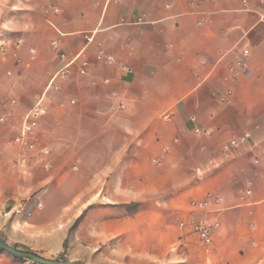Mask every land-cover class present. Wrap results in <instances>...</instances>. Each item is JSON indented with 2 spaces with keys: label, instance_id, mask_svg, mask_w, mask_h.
Wrapping results in <instances>:
<instances>
[{
  "label": "crops",
  "instance_id": "crops-1",
  "mask_svg": "<svg viewBox=\"0 0 264 264\" xmlns=\"http://www.w3.org/2000/svg\"><path fill=\"white\" fill-rule=\"evenodd\" d=\"M2 45L1 240L82 264H264V0H0ZM202 198L208 245L179 227Z\"/></svg>",
  "mask_w": 264,
  "mask_h": 264
},
{
  "label": "built area",
  "instance_id": "built-area-1",
  "mask_svg": "<svg viewBox=\"0 0 264 264\" xmlns=\"http://www.w3.org/2000/svg\"><path fill=\"white\" fill-rule=\"evenodd\" d=\"M245 2V1H244ZM53 14H57L59 12V9L53 8L52 10ZM6 45L0 46V52L2 55H6ZM18 47V46H16ZM51 47L53 49H56L58 47V41L53 40L51 42ZM30 53H33V50H29ZM242 55L245 57L248 55V49L244 48L242 50ZM103 57L104 60L108 63H111L113 61L112 56L104 54L102 51H99V57ZM61 61H65V56L61 54L59 56ZM15 62L19 63V60L17 58V55L15 56ZM69 65L70 62L64 63V65L51 76V78L48 81V84L46 88H53L54 90H59V84L58 82L64 81L65 78L68 76L69 73ZM240 66L242 68H245V62L241 61ZM125 69V68H124ZM247 70H244V73H246ZM228 93H230L228 91ZM45 93H38L35 95L34 103L33 105L27 110V112L24 114V116L21 119V123L19 126L18 134L13 139V142L15 145H17L20 149H28L32 150L37 148L38 143L36 142L34 138V134L37 128L38 118L41 116H45L47 114V108L44 106ZM221 101H225L224 99H220ZM10 105L14 106L16 104L15 100H10ZM13 113L11 110H7L4 114L0 116V124L6 123L10 118H12ZM194 134L196 135H203V136H210L211 132L208 129L202 130L199 127H195L193 130ZM249 138V133L245 132L241 136V140ZM239 139V140H240ZM238 139H230L228 142H225L222 146V149L224 151H227L233 147H236V145L239 143ZM40 154L47 155L48 149L45 147L40 148L39 150ZM256 162V161H254ZM246 194H249V191H245ZM220 197H215L214 202L216 204L221 203ZM190 211L192 212V215L190 217V220L188 222H180L179 227L180 228H189V230L198 236L200 241L204 245H208L211 242L212 235L218 228L219 224L216 220H207L205 214L210 211L209 208V200L208 198H202V199H195L192 200L189 204Z\"/></svg>",
  "mask_w": 264,
  "mask_h": 264
},
{
  "label": "water",
  "instance_id": "water-1",
  "mask_svg": "<svg viewBox=\"0 0 264 264\" xmlns=\"http://www.w3.org/2000/svg\"><path fill=\"white\" fill-rule=\"evenodd\" d=\"M0 250L10 254L11 256H13L15 258L30 260L36 264H82V263H77V262H73L70 260L42 258V257H40L34 253L15 249V248L9 246L8 244H6L1 239H0Z\"/></svg>",
  "mask_w": 264,
  "mask_h": 264
},
{
  "label": "trees",
  "instance_id": "trees-1",
  "mask_svg": "<svg viewBox=\"0 0 264 264\" xmlns=\"http://www.w3.org/2000/svg\"><path fill=\"white\" fill-rule=\"evenodd\" d=\"M28 252V251H27ZM58 259H61V258H58Z\"/></svg>",
  "mask_w": 264,
  "mask_h": 264
}]
</instances>
